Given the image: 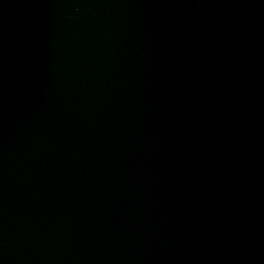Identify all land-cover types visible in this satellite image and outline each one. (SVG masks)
I'll use <instances>...</instances> for the list:
<instances>
[{
  "label": "water",
  "instance_id": "95a60500",
  "mask_svg": "<svg viewBox=\"0 0 264 264\" xmlns=\"http://www.w3.org/2000/svg\"><path fill=\"white\" fill-rule=\"evenodd\" d=\"M0 264H264V0H0Z\"/></svg>",
  "mask_w": 264,
  "mask_h": 264
}]
</instances>
